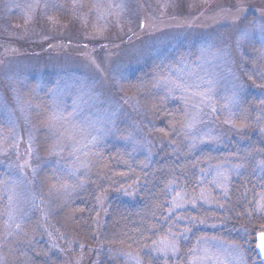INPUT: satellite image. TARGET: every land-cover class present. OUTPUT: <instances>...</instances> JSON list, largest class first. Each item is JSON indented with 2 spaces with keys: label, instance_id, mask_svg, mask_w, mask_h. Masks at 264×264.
<instances>
[{
  "label": "rangeland",
  "instance_id": "rangeland-1",
  "mask_svg": "<svg viewBox=\"0 0 264 264\" xmlns=\"http://www.w3.org/2000/svg\"><path fill=\"white\" fill-rule=\"evenodd\" d=\"M247 9L258 12L245 16ZM25 45L36 52L44 45L49 53L25 54ZM263 64L264 0H0V201L7 209L6 225L0 227L3 264L7 251L14 253L8 243L18 239L26 218L34 213L51 218L65 207L76 190L75 176L87 168L99 145L113 141L132 155L152 157V141L137 122L162 103L180 106L187 144L195 140V150L206 152L193 182L201 169L231 166L241 162L236 157H245V167L229 173L230 199L219 201L223 208L216 203L189 206L187 215L197 222L180 240L177 264H186L193 248L209 250L204 264H261L249 241L231 240L223 231L229 219L263 222L264 213L252 209L264 193V168L258 166L264 147L256 134L249 139L242 134L250 119L256 124L264 118V110L260 104L255 110L252 100L246 122L239 124L238 116L242 97L261 94L254 77L263 78ZM201 80L200 90L209 95L195 101V110L166 84ZM73 112L72 122L88 133L81 139L88 147L79 153L66 146L68 132L59 135L60 124L49 119L53 113ZM94 136L99 139L93 146L88 142ZM46 171L61 172L67 184L43 189ZM245 174L240 186L236 180ZM201 216L228 223L197 226ZM20 245L15 253H21ZM145 252L142 259V254L135 257L151 264ZM89 256L72 264H100L97 256Z\"/></svg>",
  "mask_w": 264,
  "mask_h": 264
},
{
  "label": "trees",
  "instance_id": "trees-1",
  "mask_svg": "<svg viewBox=\"0 0 264 264\" xmlns=\"http://www.w3.org/2000/svg\"><path fill=\"white\" fill-rule=\"evenodd\" d=\"M246 11L245 16H253L258 12H253L252 9ZM25 47L28 48L27 51L24 49L25 54L43 56L49 53L48 47L44 45L37 52L27 45ZM262 68L263 78L259 79L256 75L254 77L255 86L261 90V94L257 98L253 94L254 99L242 97L239 103V110H242L238 115L239 124H243L244 119L246 122V116L250 117L252 114V100L255 110L258 104L264 110V64ZM146 117L148 119L143 123L137 124L148 136L150 143L152 141L151 159L143 154L132 155L123 145L113 141L99 145L91 152L87 168L75 176V193L60 213L44 219L34 213L24 220L19 228L18 239L8 243V249H12L14 253L7 251L8 260L5 264H72L75 258L85 253L90 254L88 258L97 256L100 264H136L139 258L135 256L142 254L140 259L143 258V253L147 250L143 248V244H150L157 236L149 232H137V229L159 222L161 213L156 205L168 199L165 185L169 184L172 177L179 176L181 185L184 177L193 182L197 166L207 157L205 150H189L181 130L182 111L179 105L174 107L169 103H162ZM243 128L244 139L256 134L254 138L264 147V118L256 120V124L250 119ZM60 173L46 171L43 174V189L67 184V176ZM245 177L246 174L240 176L236 183L241 186ZM247 186H250V182L245 187ZM163 207L166 210L167 205L164 204ZM6 210L0 201V227L6 225ZM226 215L223 216L231 218ZM201 217L205 224L198 222L197 226L215 222L225 225L228 223L223 218L210 222L206 221V216ZM262 219L263 222L256 217L240 221L229 219L231 226L228 225L223 231L228 232L227 236L231 240L235 238L236 241H249L251 254L256 260L259 259L254 245L255 235L264 229V217ZM164 228H167L166 224L162 226L161 232ZM50 238H54L56 243ZM17 244H21V253H15Z\"/></svg>",
  "mask_w": 264,
  "mask_h": 264
},
{
  "label": "snow or ice",
  "instance_id": "snow-or-ice-1",
  "mask_svg": "<svg viewBox=\"0 0 264 264\" xmlns=\"http://www.w3.org/2000/svg\"><path fill=\"white\" fill-rule=\"evenodd\" d=\"M143 27V24H141ZM203 81L200 82H174L166 81V84H170V91H179L181 97L185 99L186 107H191L192 109H197V104L195 101L199 99L201 102L205 101L209 95V90L201 91V85ZM191 102V103H189ZM75 113H69L67 115L63 113H53L50 114L49 119L53 122H58L62 131L59 135L63 136L65 132H68L67 139L69 143L66 145L71 149L72 153L83 152L88 144L81 143V139L85 138L88 133L87 130L77 124L73 123V117ZM191 119L195 121L196 117L192 116ZM190 127V126H189ZM70 130V132L68 131ZM99 137H92L88 143L93 146ZM201 144L205 141L201 140ZM197 147L195 140L188 144L189 150H193ZM29 154L31 153V144H29ZM63 151V149H62ZM240 160V163L229 166L226 163H221L215 166L214 169L209 168L207 171L201 169L199 176L194 182L187 181L184 177V183L181 185V179L179 176H173L169 181V184L165 185V195L168 199L156 205L157 209L160 211V219L158 223H152L146 225L141 229H137V232H149L157 236L156 239H152L151 243L143 244V248L147 249L145 255L149 257L151 264H158V262L163 259L164 264H177L178 255L180 252V240L181 238L187 239V233L191 232L190 225H194L197 222L196 216L187 215L189 206L195 209L198 205H209L216 203L218 207L223 208L225 205L219 203V201H228L229 197V173L237 172L239 173L245 167V157H236ZM27 163V162H26ZM264 168V162L258 165ZM24 165H21L23 168ZM76 175V173H73ZM211 176V179H207ZM147 180V174L145 175ZM207 184V187L205 186ZM174 185V187H170ZM191 187V191H189ZM125 194H128L127 192ZM12 199L11 197L9 198ZM166 204L167 208L164 209L163 205ZM252 211L256 213H264V193L260 194V198L255 201V207ZM155 217V213H153ZM199 223H204L200 220ZM167 225L161 232L163 225ZM183 224V227H181ZM19 227V225H17ZM213 227H215L213 225ZM143 239H149L150 237H142ZM257 238L259 243L257 248L259 250L260 256L264 257V232L258 233ZM215 238H213L214 240ZM208 249H197L193 248L189 250L188 259L186 264H204L208 259ZM0 264L3 261L0 260ZM136 264H143V261L137 260Z\"/></svg>",
  "mask_w": 264,
  "mask_h": 264
},
{
  "label": "water",
  "instance_id": "water-1",
  "mask_svg": "<svg viewBox=\"0 0 264 264\" xmlns=\"http://www.w3.org/2000/svg\"><path fill=\"white\" fill-rule=\"evenodd\" d=\"M261 232H264V230H263V231H260V232H258V233H261ZM258 233H257V234H258ZM257 234L255 235V250H256L257 256H258V258H259L261 264H264V257H261V256H260L259 250H258V248H257V244L259 243V240H258V238H257Z\"/></svg>",
  "mask_w": 264,
  "mask_h": 264
}]
</instances>
